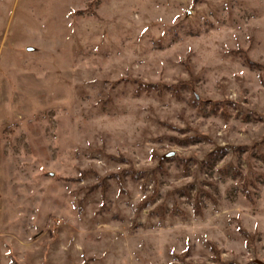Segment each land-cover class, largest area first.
I'll return each instance as SVG.
<instances>
[{
  "label": "rangeland",
  "instance_id": "obj_1",
  "mask_svg": "<svg viewBox=\"0 0 264 264\" xmlns=\"http://www.w3.org/2000/svg\"><path fill=\"white\" fill-rule=\"evenodd\" d=\"M0 236L3 264L264 263V0H0Z\"/></svg>",
  "mask_w": 264,
  "mask_h": 264
},
{
  "label": "crops",
  "instance_id": "obj_2",
  "mask_svg": "<svg viewBox=\"0 0 264 264\" xmlns=\"http://www.w3.org/2000/svg\"><path fill=\"white\" fill-rule=\"evenodd\" d=\"M5 252L3 249L2 241H1V236H0V264L5 263Z\"/></svg>",
  "mask_w": 264,
  "mask_h": 264
},
{
  "label": "trees",
  "instance_id": "obj_3",
  "mask_svg": "<svg viewBox=\"0 0 264 264\" xmlns=\"http://www.w3.org/2000/svg\"><path fill=\"white\" fill-rule=\"evenodd\" d=\"M12 264H19V263H17V262H15V261H13V262H12Z\"/></svg>",
  "mask_w": 264,
  "mask_h": 264
},
{
  "label": "water",
  "instance_id": "obj_4",
  "mask_svg": "<svg viewBox=\"0 0 264 264\" xmlns=\"http://www.w3.org/2000/svg\"><path fill=\"white\" fill-rule=\"evenodd\" d=\"M190 15V12L188 13V16ZM259 264H264V263H262V262H259Z\"/></svg>",
  "mask_w": 264,
  "mask_h": 264
}]
</instances>
